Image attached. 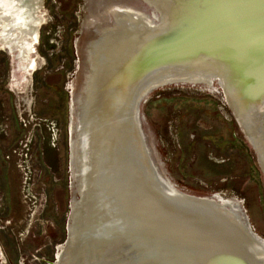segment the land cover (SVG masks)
I'll use <instances>...</instances> for the list:
<instances>
[{
    "label": "water",
    "instance_id": "1",
    "mask_svg": "<svg viewBox=\"0 0 264 264\" xmlns=\"http://www.w3.org/2000/svg\"><path fill=\"white\" fill-rule=\"evenodd\" d=\"M0 2V50L10 57L11 87L21 91L39 66L44 0ZM134 2L109 11L112 21L86 48V68L84 50L82 95L89 87L93 46L113 36L112 53L127 42L118 59L108 54L115 60L110 64L114 70L108 84L99 74L95 104L82 110L75 100L70 164L78 196L71 203L67 239L56 264H66L67 257L69 264L105 257L122 264H264V240L253 232L242 204L180 189L150 144L142 113L159 88L212 87L216 81L264 176V0ZM18 4L20 17L10 7ZM121 21H140L142 26L137 22L140 27L132 30ZM170 21L174 24L168 25ZM137 32L151 41L133 42L130 35ZM104 52L97 51V63L105 65ZM211 59L216 65L204 63ZM196 65L206 71L194 74ZM166 71L167 76L152 79ZM90 222L88 231L99 243L86 255L90 236H77L81 224ZM0 263L5 264L1 249Z\"/></svg>",
    "mask_w": 264,
    "mask_h": 264
},
{
    "label": "rangeland",
    "instance_id": "2",
    "mask_svg": "<svg viewBox=\"0 0 264 264\" xmlns=\"http://www.w3.org/2000/svg\"><path fill=\"white\" fill-rule=\"evenodd\" d=\"M10 7L21 16L20 4ZM80 12L81 0H44L37 71L24 90L21 84H17L21 91L9 84L10 95L0 90V249L8 264H45L40 257L51 263L55 245L65 239L69 186L66 90L76 71L74 43ZM131 22L121 24L130 29L131 25L140 27L137 22L142 26L140 21ZM2 59L0 50V81L5 66ZM215 95L193 88L155 92L142 107L150 144L179 188L240 202L253 232L264 240V183L255 153ZM3 104L6 108L2 110ZM42 120L52 128L41 124ZM8 220L17 227L1 222Z\"/></svg>",
    "mask_w": 264,
    "mask_h": 264
},
{
    "label": "flooded vegetation",
    "instance_id": "3",
    "mask_svg": "<svg viewBox=\"0 0 264 264\" xmlns=\"http://www.w3.org/2000/svg\"><path fill=\"white\" fill-rule=\"evenodd\" d=\"M45 1H47V0H45ZM59 1L62 3H68V2H70V1L72 2L74 0H59ZM123 4L134 5L136 3L134 2V0H81V12L79 13L80 17H81V23H80V27H79L78 36H77L76 41L74 43L75 58L77 59L76 71L73 74V76L71 77V79L68 80L69 82L67 83V85L69 87L67 86V90H66L67 95H68V105H67V119H68L67 156H68V160L67 161H68L69 186H68V201H67V209L68 210H67V213L64 215L65 216L64 217L65 218V222H64L65 239H64V242L62 245H59V246L55 245L56 253L53 256V261L51 263L45 257H40V260L45 264H56L58 256L60 255L61 251H63V249H64V245H65V242L67 239L68 223H69V218H70V213H71V203H72L73 198L78 196L77 193H75V189L73 187L74 183H73V178H72V173H71L70 138H71V124L75 123L74 122L75 121L74 109H75V100L77 98V91H79L81 89V84H82L84 50H85V68H86V48L89 46V44L94 39H96V37L98 36V33H99V29L101 27H104L106 24H109L112 21L113 17L109 11L111 9H114V8H120ZM39 53H40V49H39ZM1 54H3L2 61L5 63V66H4V70H3L2 81H0V83H1L0 90L3 93H7V95H10L9 87H8V85L10 84V79H11V77H10V72H11V70H10V57L7 55V53H5L2 50H1ZM36 71H37V69H36ZM35 72L33 74H35ZM35 82H36V77L34 76L33 85ZM165 88H178V89L193 88L196 90L204 89L207 91L208 90L213 91V92H215V94L218 97H220L222 99V101L224 102V105L227 108L229 115L231 116L232 121H234L236 123V121H235V119L231 113V110L228 107V104L225 100V96H224L223 92L221 91V89L218 87L216 81H213L212 87H205L201 84L200 85L199 84H196V85H189V84L167 85L165 87H162V88L155 90L153 93L150 94L148 99L151 98L155 92L162 91V89H165ZM160 95L161 94H159V96ZM148 99L146 100V102L148 101ZM22 105L24 108L25 107V99H23V98H22ZM4 108H6V107L3 104L2 110ZM14 112H16V111L14 110ZM3 117H4V115H1L2 119H3ZM226 122H227V120H226ZM47 123H49V122H47L45 120H42V122H41V124H43L44 126L49 128V130H50V127L52 126V124L49 123L50 125H48ZM35 124H37V122L34 121L33 125H35ZM236 125H237V123H236ZM237 128L239 129L238 125H237ZM239 131L242 134L240 129H239ZM242 136H243V134H242ZM49 138H51V134H50ZM230 138L231 137H229V139ZM155 151H156V149H155ZM156 154L159 157V159L161 160L157 151H156ZM227 161H229V160H225V161H223V163H226ZM256 161H257V159H256ZM258 169L261 172L262 181L264 183V176H263V173H262L259 165H258ZM180 189H182V188H180ZM183 191H185V190H183ZM185 192H188V191H185ZM188 193H190V192H188ZM211 195H213V194H211ZM1 222L3 223V225L7 224V226H9V227L10 226L11 227H17V223L15 221L8 220L5 223H4V221H1ZM2 256L4 257V255H2ZM34 258L37 259L36 257H34ZM37 260H39V259H37ZM4 263L8 264V260L6 259V257L4 258Z\"/></svg>",
    "mask_w": 264,
    "mask_h": 264
},
{
    "label": "bare ground",
    "instance_id": "4",
    "mask_svg": "<svg viewBox=\"0 0 264 264\" xmlns=\"http://www.w3.org/2000/svg\"><path fill=\"white\" fill-rule=\"evenodd\" d=\"M173 24H174V22H171V21H170V23H168V25H173ZM131 27L133 28V25H131ZM132 33H131L130 37H131V39L135 40L133 42H136V41H138L140 39H143V38H144V40H141V41H143V43L145 41H151V38H148L149 35L148 36H142V33L141 32H139V34L137 32L134 35ZM126 43H127L126 40H124L123 42L119 43L118 47H116L114 49L115 51H113L112 53L109 50L115 45V37H113V36H110V37H107V38L106 37H103L102 40H101V42H100V44L98 46H96V45L93 46L92 56H91L92 58H90V59H92V62H93V64H92L93 65L92 66V73L90 74L89 81H87V85L89 84V87L88 86L86 87L85 92H84L83 95L81 94V91L80 90L77 91V98H78V101H79L78 102V106L82 110H84V108H86V107H89V106L95 104V102H96L95 100L97 98V84H95V83H97V81L99 79V74L102 73L104 75V78H105L106 83H107V81L109 79H111V76L109 74L113 72L114 66H111L110 64L111 63L115 64L114 63L115 60H114V62H112L111 61L112 59L109 58V55L108 54L109 53H111V54H117L116 58L118 59V55L120 57V53H121L120 49L122 50L124 48V45ZM99 50L105 51L104 52V57H103V58H106L105 61H104V64L105 65H103V63H100V62L97 63V60L95 59L96 58V53ZM205 63L211 64V65H216V64L212 63V59L210 61H206ZM99 64H100V66H99ZM201 64H199V65H201ZM196 66L197 67H195V69L196 68L199 69L200 66H198V65H196ZM101 67H102V69H101ZM106 73H108V74H106ZM167 75H168V72L167 71L166 72H162V74H158V75L156 73L154 76L152 75L153 76L152 79H155L156 80L157 78H163V77H165ZM92 83H93V85H92ZM84 113H85V111H84ZM81 121H82V123L85 122V115L82 117ZM82 134L85 135V130L82 132ZM81 139H82V137H81ZM78 160L80 162L82 160V158L81 157H77V161ZM90 223L89 224L88 223H86V224L85 223H82L81 224L82 227H81V229L79 231L80 233L77 236V238L79 237V235H81L83 237L85 235H89L90 236V240H89L90 242H86V245H85V248H84V252H85L86 255L93 254L95 252V250H97V248L94 246V244L97 245L99 243L98 239L97 240L92 239L93 237L96 236L95 234H93L94 232L92 231V232L89 233V231H88V230L91 231L92 222H90ZM95 230L94 231L97 232L98 228L95 229ZM97 234H99V233L97 232ZM114 246H115V244L109 245V246L106 245V248H105V251H104V255H106V253L110 251V248H112ZM70 256H71L72 259L74 258V256H72V255H70ZM112 259H114V258H112ZM112 259H110V257L101 258L98 261H92L91 259H88L87 264H122V261H119V262H115L114 261L115 263L114 262H110V260H112ZM66 264H69V257H67Z\"/></svg>",
    "mask_w": 264,
    "mask_h": 264
}]
</instances>
